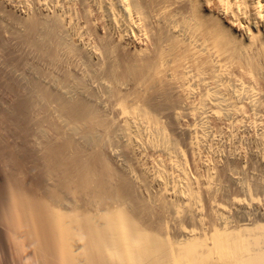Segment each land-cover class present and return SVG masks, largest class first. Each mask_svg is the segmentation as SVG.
Wrapping results in <instances>:
<instances>
[{
  "label": "bare ground",
  "instance_id": "bare-ground-1",
  "mask_svg": "<svg viewBox=\"0 0 264 264\" xmlns=\"http://www.w3.org/2000/svg\"><path fill=\"white\" fill-rule=\"evenodd\" d=\"M248 108L264 123V0H0V264H264V211L212 201L264 156L236 172L237 145L231 176L200 149Z\"/></svg>",
  "mask_w": 264,
  "mask_h": 264
},
{
  "label": "rangeland",
  "instance_id": "rangeland-1",
  "mask_svg": "<svg viewBox=\"0 0 264 264\" xmlns=\"http://www.w3.org/2000/svg\"><path fill=\"white\" fill-rule=\"evenodd\" d=\"M238 89H239V88H238ZM235 90H236V89H233V91H235ZM240 91H241V90H240ZM241 92H242V91H241ZM251 92H252V93H251L252 95L250 94V98L253 99V98L255 97V93H256V92H254V97H252V96H253V91H251ZM231 93H232V92H231ZM198 94H199V92H198ZM198 94H197V95H198ZM201 94H202V95H201ZM243 94H246V93L243 92ZM243 94H242V95H243ZM199 95H200V96H197V97H199V98H200V97H201V98L203 97V93H200ZM246 96H247V95H246ZM197 97H196V95H195V99L198 100ZM243 97H244V95H243ZM256 98H257V96H256ZM254 99H255V98H254ZM197 100H196V101H197ZM245 101H246V100H245ZM229 108H230V109H229ZM229 108H228V109L231 110V107H229ZM254 109H255V108H254ZM232 111H234L233 108H232ZM250 111L252 112V109H251V108H248V109H246V110L244 109L242 112H239L240 114H238L237 111H236L237 113H236V112H233L232 114H228V115L226 116L227 118L224 117L223 119H221V120L219 121L220 124H218V125H221V124H223L222 122H224V125H223L222 127H221V126L218 127L217 124H213V125H212V124H210V122H208V123L210 124L211 127H210V126L207 127V126H208V123H207V121H205L204 119L200 120V123L196 122V121H198V120L195 121L197 125H198V124H201L200 126L203 125L202 128H204V125L207 123V125H205V126L208 128V131L205 132L206 129H203L202 132H200L201 130L199 131V133H203V134H202L203 137H204L205 134L207 133V134H206V137H205L206 139L204 138L207 142H208V141H209V142L216 141V144H215V142H212V143H214V144L211 145L210 143L207 144V142L204 140V142H206V145H205V144L203 143V141H202L203 144L201 143V146H202V147H200V149H202L203 147H205V146L208 145L207 147L212 148V150H216V151H219V152L222 151V152H221V153H222L221 155H219L220 153L217 152L218 155H219V156L217 155V157H219V158H217V157H214V156H216V155L212 156L213 154H215L216 151L214 152V151H212L211 149H209V148H207V147L203 148V153H204V154H202V155H203V156H204V155H207V153L210 152V153L208 154L207 157L210 158V156H211V158L209 159L210 161H206L208 158L205 156L206 159L204 158V160H205L206 162H208V163H210L211 165H213V164L215 163L214 161H218V162H219V160L225 158V159H223L224 161L221 160V161L225 162V164H224L223 162H221V163L223 164L222 166L225 167V165H226V160H229L228 158H234V156H237L238 154H239V155H238L239 158H242L244 155H245V157L247 156V157L244 158V159L242 158L243 160H241V161H242L241 163H239V164L236 163L237 165H235L234 162H232V161H229V163L227 162V163H228L227 165H229V166H227V165H226V166L230 169V167L233 166L232 164H234V165H235V168H234V167H233V168H234L235 171H236L237 166L243 168V166L245 165L244 163H247V162H248V161H247V158H250V159H249V162H250V161L253 159L252 157H254V156H255L254 160H255V159H258V155L260 154L261 158H260V156H259V159H262V157L264 156V154H262V153H264V152H263L264 149H262V148H264V147H263V146H264V143L262 142V140H264V137H262L261 135L264 136V134L261 133L260 131L263 130V132H264V127H263V124H264V123H263L260 119H258V118L260 117V115L256 114L257 116L254 117V114H255L256 111H258V110L255 109L254 112H252V113H254V114H251ZM243 112H245V113L247 112V113L245 114V113H243ZM248 112H249V113H248ZM229 113H230V111H229ZM234 113H235V114H238V116L235 115V117H234V116H233ZM258 113H259V112H258ZM242 114H243V115H242ZM244 114H245V115H244ZM248 114H251V115L248 116ZM259 114H264V113H259ZM229 115H231V116H229ZM240 115H241L242 117H245V121L247 120L246 122H244L245 125H244L243 123H242V125H240V123H241V122L243 121V119H244V118H242ZM252 115H253V117H254V119H255L254 121H256V122H254V121L252 120L253 118H252V119L250 118V116L252 117ZM231 117H232L233 119H232ZM238 117H240L239 125L236 124V123L239 121V120H238V121L236 120V118L239 119ZM247 117H249L250 120H249ZM256 117H258V118H256ZM228 118H231V120H233V121H231V122H233V124H232L233 127H234L235 125H237V127L241 128V129L237 128L236 126H235V128L232 127L234 130H233V129H230V128H231V125H230L231 122H230V119H228ZM183 119H185V118H183ZM224 119H226L227 121L224 120ZM241 119H242V121H241ZM256 119L259 120L260 122L258 123V121H257ZM203 120H204V121H203ZM222 120H223V121H222ZM228 120H229V121H228ZM251 120H252L253 122H252ZM184 121L187 123V118H186V120H184ZM184 121H183V123H185ZM201 121H202V123L205 122V124H202ZM250 121H251V122H250ZM225 122H227V123H225ZM186 123H185V124H186ZM229 123H230V124H229ZM249 123H250V124H249ZM251 123H252V125H251ZM253 123L257 124V126H259V127H256V125H254ZM260 123H262V124H260ZM227 124L229 125L228 127H230V128H229L230 130L228 129V131H230V133H229L230 135H228V134L225 135L226 133H228V131H227V132L224 131L225 128L227 127ZM246 124L248 125V128H247ZM258 124H260V125H258ZM215 125H216V127H215ZM225 125H226V126H225ZM249 125L251 126V128H249ZM253 125H254V126H253ZM200 126H199L198 128L201 129ZM224 126H225V127H224ZM240 126H241V127H240ZM242 126H243V128H242ZM206 127H205V128H206ZM212 127H213V128H212ZM228 127H227V128H228ZM255 127H256V128H255ZM260 127H261V128L263 127V128L261 129ZM209 128H210V129H209ZM215 128H223V129H222V130H221V129H217V130H216ZM227 128H226V130H227ZM236 128H237V129H236ZM257 128H258V130H257ZM213 129H215V130H213ZM242 129H244V131H242ZM246 129H247V130H246ZM248 129H249V130H248ZM255 129H256V131H255ZM210 130H213L214 133H211L212 136L210 135V137H211L210 140H207V139L209 138V134H208V132H209ZM218 130H219V131L221 130V133L224 132V133H222V134H223L225 137H222L221 134H220V132H219ZM231 130H232V131H231ZM236 130H239V134L237 133L238 131H236ZM240 130H241V132H240ZM217 131L219 132L220 135L217 134ZM234 131H236V132H234ZM249 131H252V132L255 131V132H253V135H250V134H252V132H250V134H249ZM257 131H258V132H257ZM204 132H205V134H204ZM211 132H212V131H211ZM233 132L236 133L235 136H234V135L232 136ZM242 132H243L244 134H243ZM246 132H247V137L244 138V137L246 136V135H245ZM209 133H210V132H209ZM215 133H216V134H215ZM231 133H232V134H231ZM241 133H242V135H241ZM257 133H259V134H257ZM260 133H261V134H260ZM254 134H255V135H254ZM207 135H208V137H207ZM215 135H216V137H215ZM238 135H239V136H238ZM240 135H241V137L243 138V139H242L243 141H242L241 143L245 142L244 139H246V141L248 140L247 142H245V144L248 143V142H250V143L246 144L247 147H246V146L243 147V146H244V143L242 144V145H243V146H242L243 148L240 146V145H241V144H240V141H241V137H240ZM244 135H245V136H244ZM248 135H250V136L248 137ZM213 136H214V139L212 138ZM218 136H219L220 138H217ZM226 136H228V137H226ZM229 136H230V137H229ZM237 136L239 137L238 139H240V141H238V139H237V141L235 140V139L237 138ZM243 136H244V137H243ZM256 136H258L260 140L257 139ZM221 137H222V138H221ZM232 137H233V138H232ZM251 137H253V138H251ZM254 137H255V138H254ZM226 138H227V139H226ZM262 138H263V139H262ZM211 139H212V141H211ZM215 139H216V140H215ZM249 139H250V140L253 139V140H251L252 142L249 141ZM254 139H255L256 141L259 140V142L257 143ZM202 140H203V139H202ZM180 141H181V140H179L180 148L183 149V148H184V146L182 145V144H184V143H182L183 140H182L181 142H180ZM218 141H219V143H218ZM260 141H261V143H260ZM237 142H238V144H237ZM217 143H218V144H217ZM222 143H223V144H222ZM234 143H235V144H234ZM259 143H260L261 145H262V143H263V146L259 145ZM224 144H225V145H224ZM227 144H228V145H227ZM250 144H251V145H250ZM181 145H182L183 147H181ZM203 145H204V146H203ZM214 145H217L216 147H218V145H219V147L217 148L218 150L216 149V147H215ZM230 145H231V146H230ZM237 145H239V146L236 148ZM210 146H212V147H210ZM224 146H225V147L227 146V147L225 148ZM228 146H229V148L231 149V151L233 150V148H236L238 154H235V153H236L235 150H233L232 153H231V152H228V151H227V150H229V149H227ZM214 148H215V149H214ZM221 148H222V150H221ZM224 148H225L226 150H225ZM251 148H252V150H251ZM255 148H257V149H255ZM219 149H220V150H219ZM248 149H249L250 151H248ZM253 149H255V151H256L257 153H259V154H256V152H255ZM205 150H206V152H205ZM238 150H239V151H238ZM199 151L202 153L201 150H199ZM208 151H209V152H208ZM211 151H212V152H211ZM223 151H225V154H227V156H226L225 154H223V153H224ZM234 151H235V152H234ZM240 151H241V152H240ZM253 151H254V154H253ZM259 151H260V152H259ZM213 152H214V153H213ZM239 152L241 153V155H240ZM248 152H250V154H248ZM201 153H200V154H201ZM205 153H206V154H205ZM211 153H212V155H211ZM217 153H216V154H217ZM244 153H245V154H244ZM231 154H232V156H231ZM247 154H248L250 157H248ZM229 155H230V156H229ZM242 155H243V156H242ZM256 155H257V158H256ZM221 156H223V157H221ZM240 156H242V157H240ZM201 157H202V156H201ZM212 157H214V158H212ZM216 158H217V160H216ZM251 158H252V159H251ZM263 158H264V157H263ZM245 159H246V160H245ZM202 160H203V159H202ZM254 160H253V161H254ZM212 161H213V162H212ZM230 162H231V163H230ZM242 163H243V164H242ZM250 163L253 164V165L250 164L251 166H253L252 168L249 167L250 165H249V163H247V165H245V166H247V168H249V169H248V170H247V168L244 169V168H245V167H244V168H243V172H242V170L240 169V170H241V171H239L240 174H239V172L237 173L238 176H239V175H240V176L242 175V177H244L243 179L241 178L242 180H245V179L248 180V179H250L249 176L246 175V176L248 177V179H247V177H245V176H243V175H244L245 173L248 174L253 168L256 167V164H257L256 161H255V167H254V163H253V162H250ZM187 164H191L190 161H189V163H187ZM219 164H220V162H219ZM220 165H221V164H220ZM190 166H192V164H191ZM188 167H189V165H188ZM188 167H187V169H188ZM227 167L224 168V169H226V172H227V173L231 172V171H228V170H227V169H228ZM239 167H238V170H239ZM250 168H251V169H250ZM258 168L260 169V166H259ZM190 169H191V170H194L193 167H191ZM190 169L187 170V171H190ZM224 169H223V171H225ZM255 169H257V167H256ZM261 169L264 170V168H262V167H261ZM261 169H260V171H257L258 169L255 170V171H257V172H260L261 174H260V173H257V172H254V169H253V170L251 171V174L249 173V175L252 176V177H251V179H250L248 182H247L246 180H245V181H241V179L238 180V177H236L237 175L234 174V173H236L238 170H237L236 172H234V173L231 172V174H230L231 176H233L232 174L235 175V176H233V178L236 179V180L233 181L235 185H234L233 183H231L232 181H230V180H228V179H227V181H228V182L230 181V183L232 184V186L230 185V183H227V181L225 182V181L221 180V179H222V176H220L221 174H218V173L215 174L216 176L219 175V176L221 177V178H220V177L218 176V177L220 178L219 180H220V181H223L225 184L221 185V183H223V182H220V181H219L220 184H219V182L217 183V182H216V181H217V179H216L217 177H216V176H215L216 178L214 177L216 181H215L214 179H212L215 183L218 184V188L216 189L217 184L213 185V184H212V183H214L213 181H212V183H211V184L215 187L216 192L218 191L217 193H219V194H217V193H215V191H214L215 195H218V196H213V198L215 197V198H214L215 200L212 199V201H213V202H214V201L216 202V201H217V200H216V197H217V199H218V198L220 197V194H221V193H222V198L225 197V196L228 194V191H229V190L231 191V189H232V191H233V190H234V191H233V192H232V191L229 192V193H231V194H229V196L227 195V196L224 198L225 200H224V199H220L221 201H222V200H224V201L221 202V201L218 199L219 201L216 202V203H221V204H224V205H225V204H227V205L229 204L228 206L230 207V205L234 202V201H233V200H234L233 198H236V196H237V198H238V197L242 196V193H244V196H242L243 199H242V197H241L240 201H241V202L243 201V203L245 202V204L247 205V208L243 210V212H245V213H244L243 215L241 214L242 217L245 218V217H244L245 215H246V217H247V216L249 217V216L251 215V216H253V217H251V218H255L254 216H256V218H258V215H256V214H259V213L262 214V212L264 211V196L262 197V195H263L262 193L264 192V185L262 186L263 188L261 187V185H262L261 183L263 182V184H264V178H262L264 174L261 172ZM231 170H233V169H231ZM194 171H195V170H194ZM194 171H190L189 173L191 174V172H192L193 176L196 177V175H195L196 173H195ZM212 171H213V170H212ZM245 171H248V172H245ZM213 172H215V171H213ZM226 172H224L225 177H224V175H223V178H225V179L227 178L226 176L228 175V174H227V175L225 174ZM241 172H242V173H241ZM252 172H254L255 175H253ZM194 173H195V174H194ZM204 173H205V177H206L207 174H206L205 171H204ZM204 173H203V174H204ZM256 173H257L259 176L261 175L262 177H260V178H262V179H260L258 176H257V177H258V178H257V177H256V175H257ZM192 174H191V176H192ZM201 174H202V173H201ZM203 174H202V176H204ZM213 174H214V173H213ZM262 174H263V175H262ZM253 177H256V178L253 179ZM239 178H240V177H239ZM252 179H253V180H252ZM258 180H259V181H258ZM235 182H237V183H235ZM238 182H239V183H238ZM242 182H245L246 184L249 183L248 185L251 186V189H249V187H247L248 185H246V184H244V183H243V184H244V185H243ZM258 182H259V183H258ZM255 183H256V184H255ZM257 183H258V184H257ZM238 184H239V186H241V187L238 188ZM241 184H242V185H241ZM254 184L257 185V186L259 185L260 187H258V189H259V188H262L263 190L260 189V190H261V192H260L259 190H256V189H255V190H253V192H252V189L255 188ZM227 185H230V186H227ZM233 185H234V187H233ZM236 185H237V186H236ZM245 185H246V186H245ZM252 185H253L254 187H253ZM213 186H212V187H213ZM242 186H245L246 188H245V187H242ZM226 187H227L229 190H228ZM235 188H236V191H235ZM220 189H221V191H220ZM237 189H240V191L237 190ZM244 189H245V190H244ZM247 189H248V190H247ZM222 190H225L224 194H223V191H222ZM226 190H228V191L226 192ZM249 190H250L251 193H249ZM257 191H259V193H258ZM239 192H240V193H239ZM226 193H227V194H226ZM246 193H247V194H248V193L250 194L249 196H251V199H253L252 201H255L256 204H255L254 202L251 201L250 197L247 196ZM253 193H255V194H253ZM260 193H261L262 195H261ZM225 194H226V195H225ZM257 194H260L261 198H260V196L257 195ZM213 195H214V194H213ZM224 195H225V196H224ZM256 195H257V196H256ZM198 196H200V197H199V198H200L199 200H201V196H203V195H201V194L199 195V192H198ZM231 196H232V198H231ZM233 196H235V197H233ZM258 196H259V198H256V197H258ZM229 197L231 198V203H228V201H229L230 199L228 200L227 198H229ZM244 197L247 198V201H244V200H246ZM254 197H255V198H254ZM248 198H249V199H248ZM226 199H227V200H226ZM236 200H237V199H236ZM238 200H239V198H238ZM202 201L206 204L204 197L202 198ZM202 201L198 202L199 205H200V203H201V206H199V207H200V212H201V210H202L201 213L204 212L203 214H206L204 210L206 209L207 205H206V207H204V209H202V208H203V207H202V206H203V202H202ZM232 201H233V202H232ZM256 201H257V202H256ZM258 201H259V202H258ZM246 202H247V203H246ZM260 202H261V205H262V206L260 205ZM250 203H252V204H250ZM253 203H254V204H253ZM257 203H258V204H257ZM248 204H249V205H248ZM253 205H256L257 207H256V206H253ZM228 206H225V207H227V208L229 209ZM232 207H233V205H231V208H232ZM252 207H253V209L251 210ZM258 207H260V209H259ZM254 208H255L256 211L254 210ZM230 210H233V208L230 209ZM257 210H258V211H259V210H262V212H259V213H258ZM228 211H229V210H228ZM237 212H238V213H237ZM243 212H242V213H243ZM229 214H233V216H234L235 214H238V215L240 216V218H241L240 212H239L238 210H237V211H236V210H235V211H231ZM247 214H248V215H247ZM249 214H250V215H249ZM235 216H236V215H235ZM259 216H260V214H259ZM237 217H238V216H237ZM237 217H236V218H237Z\"/></svg>",
  "mask_w": 264,
  "mask_h": 264
}]
</instances>
